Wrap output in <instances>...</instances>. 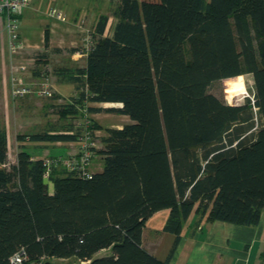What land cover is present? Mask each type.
<instances>
[{
	"label": "trees",
	"instance_id": "16d2710c",
	"mask_svg": "<svg viewBox=\"0 0 264 264\" xmlns=\"http://www.w3.org/2000/svg\"><path fill=\"white\" fill-rule=\"evenodd\" d=\"M246 73L253 91L243 104L209 92L213 81L236 76L239 86L225 94L234 97ZM54 74L74 84L61 117L84 109L130 121L104 128L103 146L93 152L102 166L91 178L60 164L45 178L44 157L23 146L10 162L0 127V264H10L19 249L23 264H168L141 240L146 219L161 208L169 209L163 230L175 235L170 254L193 209L207 221L258 223L264 211V0H118L111 15L97 16L84 65L56 67ZM81 137L69 124L19 139L78 143ZM260 259L264 264V249Z\"/></svg>",
	"mask_w": 264,
	"mask_h": 264
},
{
	"label": "rangeland",
	"instance_id": "374dc122",
	"mask_svg": "<svg viewBox=\"0 0 264 264\" xmlns=\"http://www.w3.org/2000/svg\"><path fill=\"white\" fill-rule=\"evenodd\" d=\"M117 3L118 0H64V7L61 8L53 2L66 15V21L64 22L67 25L66 41L62 44L63 48L57 50L48 43V31L45 29L42 45L37 47L24 46L22 42L21 48L15 55L11 56L9 54L15 66H23V69L17 67L11 69L7 66L4 70V76L0 71V127L6 129L10 136V149H8L11 154L10 162L16 158L13 155L22 146L33 157L69 156L76 148V144L70 146L64 144L66 142L63 141L35 142L25 139V144H20L19 137L21 135L45 130L57 131L72 124L74 127L79 128L82 136L86 133L93 134L95 138L93 152H95L103 146L100 137L105 135V131L102 128L95 130V125L92 124L107 125L109 120L127 119V116H125V119L124 116L115 112L89 113L84 109L76 116L61 117L59 110L68 101L69 97H56L52 88L51 96H40L37 93L42 80L46 79L51 87L52 82L57 79L56 74H54L56 67L84 65V54L90 42V31L97 16L99 14L111 15ZM44 15L51 18L46 14V3ZM72 48L75 51H71ZM35 62L39 63L37 69L35 68ZM34 69L39 73L38 78H34ZM235 77L213 81L209 85V92L223 98L229 104H243L247 96H252V76L249 73L242 74V83L240 82V88L243 85L242 92L237 93L234 97L226 96L225 94L228 93L226 91L239 86ZM94 105L102 107L117 106V104L105 105L102 103H94ZM257 126L258 124L254 128ZM95 154H97L96 160L101 158L98 153H94L93 156ZM49 190L51 191V186H49ZM105 252L107 250H102V253ZM50 260L57 261L53 258H50ZM58 261H63V259Z\"/></svg>",
	"mask_w": 264,
	"mask_h": 264
},
{
	"label": "crops",
	"instance_id": "0c3cea01",
	"mask_svg": "<svg viewBox=\"0 0 264 264\" xmlns=\"http://www.w3.org/2000/svg\"><path fill=\"white\" fill-rule=\"evenodd\" d=\"M61 8L64 0H54ZM44 0H32L19 13V34L24 46L42 45L43 33L48 31V43L52 47L63 48L66 41L65 20L57 21L56 18H48L44 15ZM80 20V19H78ZM10 55L8 52V39L3 16L0 14V71L4 76V70L10 66ZM85 63V54H84ZM35 62V68H39ZM72 66V65H62ZM39 73L34 69V78H38ZM54 93L61 97H70L74 93V84L66 81L54 80L51 84ZM101 104V103H100ZM105 105L120 106V103H102ZM94 105V104H92ZM99 106V105H95ZM118 114V113H117ZM121 116H127L119 114ZM126 119V117H125ZM126 120H109V124L102 125L101 128H119L122 124L129 122ZM8 149H10V136L8 131ZM20 144L25 142L19 141ZM18 142V143H19ZM60 142V141H59ZM64 144H76L74 153L79 150L77 142H66ZM69 151V150H68ZM9 152V150H8ZM17 151L14 153L16 157ZM10 152L8 158H10ZM52 156V155H51ZM60 156V155H58ZM68 155L61 157H66ZM97 154L92 157L91 170L99 171L102 166V159L96 160ZM33 157V156H32ZM16 159V158H15ZM12 160V162L15 161ZM169 209L161 208L153 212L145 221L142 228V245L159 260H168V264H260V253L264 249V211L260 214V219L255 225H242L221 220L207 221L206 215L199 219V215L193 209L182 222L179 239L174 249L175 235L164 231L163 226L168 217ZM102 250L96 252L95 256H101Z\"/></svg>",
	"mask_w": 264,
	"mask_h": 264
},
{
	"label": "built area",
	"instance_id": "2783aa9c",
	"mask_svg": "<svg viewBox=\"0 0 264 264\" xmlns=\"http://www.w3.org/2000/svg\"><path fill=\"white\" fill-rule=\"evenodd\" d=\"M46 3V14L49 17L58 20H65L66 15L63 11L58 9L54 4V0H44ZM32 0H0V14L3 16L5 28L8 39V51L11 56L15 55L22 46V41L19 34V13L21 9L27 7ZM80 21V20H79ZM11 69H23V66H15L10 62ZM40 96H51L52 90L46 79L42 80L37 90ZM79 150L66 157H44L43 176L47 178L50 174L52 165H63L68 171L74 172L77 176L82 178H91L93 171L91 170V160L93 157V149L95 146V138L92 133H86L78 141ZM9 155V152H8ZM27 257L23 249L14 252L10 258V264H23ZM28 264H44L43 259L38 261H31Z\"/></svg>",
	"mask_w": 264,
	"mask_h": 264
},
{
	"label": "bare ground",
	"instance_id": "6f19581e",
	"mask_svg": "<svg viewBox=\"0 0 264 264\" xmlns=\"http://www.w3.org/2000/svg\"><path fill=\"white\" fill-rule=\"evenodd\" d=\"M240 82L242 83V75L240 76ZM242 87H243V85H242Z\"/></svg>",
	"mask_w": 264,
	"mask_h": 264
}]
</instances>
